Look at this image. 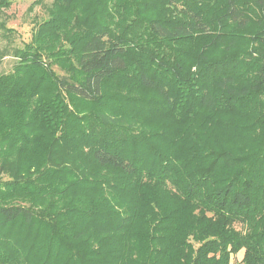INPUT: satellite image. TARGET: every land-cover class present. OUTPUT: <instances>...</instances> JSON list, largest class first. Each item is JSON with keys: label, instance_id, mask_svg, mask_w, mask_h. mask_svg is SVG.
I'll return each mask as SVG.
<instances>
[{"label": "trees", "instance_id": "obj_1", "mask_svg": "<svg viewBox=\"0 0 264 264\" xmlns=\"http://www.w3.org/2000/svg\"><path fill=\"white\" fill-rule=\"evenodd\" d=\"M13 53L0 264H264V0H52Z\"/></svg>", "mask_w": 264, "mask_h": 264}, {"label": "rangeland", "instance_id": "obj_2", "mask_svg": "<svg viewBox=\"0 0 264 264\" xmlns=\"http://www.w3.org/2000/svg\"><path fill=\"white\" fill-rule=\"evenodd\" d=\"M9 7L0 8V51L8 50V55L0 60V72L10 71L16 62L13 55L15 47H23L31 38L32 31L37 21L48 16V7L52 0H43L32 9L36 0H9ZM4 23L9 32L1 24ZM241 226H239L240 228ZM244 249L237 254H232V263L241 261Z\"/></svg>", "mask_w": 264, "mask_h": 264}]
</instances>
